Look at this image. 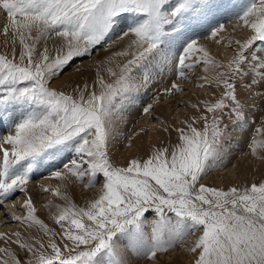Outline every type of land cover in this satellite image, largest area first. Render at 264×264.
I'll use <instances>...</instances> for the list:
<instances>
[{
    "label": "snow or ice",
    "instance_id": "snow-or-ice-1",
    "mask_svg": "<svg viewBox=\"0 0 264 264\" xmlns=\"http://www.w3.org/2000/svg\"><path fill=\"white\" fill-rule=\"evenodd\" d=\"M0 12L6 48L11 44L10 53L0 52V205L27 192L34 170L46 164L59 183L43 190L63 201L46 205L60 233L36 214L31 196L23 203L25 215L10 213L48 239L0 232V264H130L129 254L155 261L197 233L187 249L191 264H264V181L227 189L200 182L223 167L225 117L246 119L237 83L264 96V0H0ZM226 23L251 34L230 37L228 46L237 47L223 61L200 43V34L222 42ZM113 36L127 43L101 62L111 79L98 69L91 86L72 92L51 86L75 58L102 44L111 48ZM52 37L61 42L54 55L46 43ZM201 65L203 82L196 87L222 88L221 94L193 103L196 114L183 126L163 127L174 129L177 143L116 164L111 149L125 102L166 68L176 80L165 94H182L178 81L191 79L188 73ZM152 108L149 103L143 112ZM247 147L264 160V117ZM99 177L98 193L84 206L67 191L71 180H87L84 187L92 189ZM9 242L29 255L21 259Z\"/></svg>",
    "mask_w": 264,
    "mask_h": 264
},
{
    "label": "bare ground",
    "instance_id": "bare-ground-1",
    "mask_svg": "<svg viewBox=\"0 0 264 264\" xmlns=\"http://www.w3.org/2000/svg\"><path fill=\"white\" fill-rule=\"evenodd\" d=\"M230 2L246 5L247 3L252 2V0H230ZM226 28L227 32L221 34L223 38L222 42H219V37L217 39H211L205 38L207 33L200 34V43L206 45L212 55L223 61H226L229 57H231L237 47L234 44L231 47L228 46L230 37L243 39L251 34L250 30L243 28L233 32V23H226ZM3 38H5L4 35ZM121 42H127V39L116 40V43ZM254 47L259 48L260 45L257 44ZM83 64L85 66V63ZM82 65L80 67H75L73 70L61 76L58 80H56L55 85L63 86L65 84H69L72 80H76L80 69L84 68ZM202 69L203 66L201 65L189 72L188 75L192 78L188 81H178L184 88H187V90H185L182 94H165L164 89L170 87L172 81L176 80L174 72L166 68L163 73L154 77L153 82L146 89H141L139 93H135L133 95V100L125 102L126 110L123 113L124 119L122 121L118 120L117 122V138L111 149L115 159H130L131 157L133 158L137 152L146 151V149H149L148 147L152 145V142L162 140L163 136L166 134L163 127L170 125L169 120H173L176 125L179 124L183 115L190 114L195 110L191 107L193 103L205 100L207 95L213 97L214 94L218 93L220 88L218 89L209 86L199 88L195 86L198 83L203 82L199 80V76L204 74ZM137 75L139 77L140 74L137 73ZM237 92L244 103L248 105L246 109V119L243 122H238L233 125L232 141L234 144L229 142L230 151L226 154L227 157H231V159L224 172H217L218 182L221 180L231 183L239 182L242 178L260 172L262 167L264 168V161L258 160L256 157L252 156L249 148L247 147L252 136L251 133L255 130L253 127L256 126L255 124L259 120L261 121L262 117H264V96L259 94L260 89L258 88H254L251 92L245 91L240 86L239 82L237 83ZM253 92H255L256 95H253ZM153 93L155 95L151 97L150 103H155L154 109L150 110L148 113H144L143 108L140 106L142 104H149L146 103L147 99L150 98ZM145 121L150 122L149 124L147 123V126L143 127L145 131L141 132L138 136L135 135V133L140 132V129H142L141 124ZM128 137H132L131 146L128 145ZM149 139H152V142H148ZM53 170L54 168L47 166V164L46 166H41L38 170H35V176L28 184L29 192L20 191L22 194H19V198L15 203H13L12 200L15 197H18L17 194L19 192L14 193L11 197L4 200L3 205H0V207L6 205L10 212L6 214L3 213V208L0 209V232L12 233L26 229L19 221L13 220L10 215V213H15L20 216L25 215L23 203L26 195L32 197L36 206L40 207L44 214H47V212L50 211L46 205L48 204V198L52 195V193L45 192L43 187L48 185H52L54 187L59 183L56 179L50 178L51 171ZM83 187L84 185H76L74 181L71 180L69 181L67 191L70 195L71 193H74L75 198L77 197V199L82 196H90V193L85 192V190L83 191L85 188ZM63 190L64 189H62V191ZM9 245L14 249L22 251L17 245L12 244L11 242H9ZM0 247H3L1 242Z\"/></svg>",
    "mask_w": 264,
    "mask_h": 264
},
{
    "label": "rangeland",
    "instance_id": "rangeland-1",
    "mask_svg": "<svg viewBox=\"0 0 264 264\" xmlns=\"http://www.w3.org/2000/svg\"><path fill=\"white\" fill-rule=\"evenodd\" d=\"M0 16H1L0 17V34H1L0 35V52H4V51L7 50L10 53V51H11V44H9L7 46V48H6L5 43H4L5 38H3V31H2L3 30V25L6 23V16L2 12H0ZM112 39L115 40V41L117 40L116 39V36H113ZM46 43H47V47L49 48L50 53L53 54V55L55 54L54 53V49L57 48V47H59L60 44H61L60 40L58 38H55V37H52V38L48 39ZM121 43H123V44H121ZM121 43H116L115 42L114 44H112L111 48H109L106 44H102V45L97 46L96 49L92 50L91 55L75 58L74 61L71 63V66L70 67H67L66 71H64L63 74H61L59 76V78L61 76L65 75L66 73H68L69 71L73 70L75 67H80L83 63H85V66H84V64L82 65V66H84V68L80 69L79 75H78L77 79L76 80H72L71 82H69V84H65L63 86H57V85H55V82H56V80L59 79L58 78V79H55L52 82L51 86L57 88L58 90H64L66 92H72V89L74 87H76V86L83 87V85L85 83H87V84H89L91 86L96 81V76H97V70L98 69H100V74L104 75L106 79H111L110 77H108L107 73L103 70L104 66L102 65L101 62L104 61V60H106V58L109 55H111L112 52L119 51L121 48H123L126 45L127 42H121ZM217 43H218V41H217ZM43 46H44V42H41L38 50H42ZM16 50H17V55H18L19 54V51H20V45H19V43H17V45H16ZM91 61H93V62H91ZM194 85H195V83H194ZM96 87L97 88L99 87L98 84L96 85ZM185 90H187V88H185ZM222 91H223V89L220 88L217 94H215L213 97L210 96V95H207L206 96V99L214 100L216 97H218L221 94ZM154 95L155 94L153 93L150 96V98L147 99V102L146 103H150L151 97H153ZM238 97H239V95H238ZM195 103H198V102H195ZM152 104H153V108L152 109H154L155 103H152ZM145 105L146 104H142L140 107L141 108H144ZM195 114H196V110L192 111L190 114H185V115H183V118L181 117V120L180 121H183L186 118H188L189 116H192V115H195ZM260 122L261 121L259 120L255 125L256 126L257 125L260 126ZM147 123L149 124L150 122L149 121L148 122H146V121L145 122H142L141 128L147 126ZM169 123H170L169 126H171V125H175L177 127L183 126V125H181V123H179V124L176 125V123L173 120H171V121L169 120ZM224 123L227 124L228 131H227V136H226L225 141H224L223 151H224L225 154H228V152L230 151V146H229L230 143L229 142H231V143L234 144V142L232 141L233 140L232 139V137H233V135H232L233 134L232 128H233V125L235 123H238V122L235 121V117H233L232 120H229L227 117H225ZM256 126L253 127V128H256ZM253 134H254V132L251 133V135H253ZM148 142H152V139H149ZM177 142H178L177 133L174 131V129L172 127H169V130L163 136V138H162L161 141H154V142H152V145L150 147H148L149 149H146V151L144 150V151H141V152H137L136 155L133 158H137V157L147 158V156L150 154V152L153 149V147L170 146V145H174ZM243 150H245V149H243ZM259 151L261 152V154H264V149H261ZM111 158H112V160L116 164L125 166V165H127V163L129 162V160L132 157L130 159H123V158L115 159V156L112 154V151H111ZM230 159H231V157L229 158V157H227V155H225L224 156V160H223V167L211 169L209 171L208 175L205 176L200 182L203 183V184H205V185H207V186H210V187H222L224 189H227V188L232 187V186L240 187V186H243V185H251L254 182L259 183L261 181H264V168L262 167V169H261L260 172H257V173H254L252 175H249V176H247L245 178H242L239 182L231 183V182H226V181H223V180H221L220 182H218L217 181V177H218L217 176V172L218 173L219 172H224V170L226 169L227 164L229 163ZM258 160H260V159H258ZM262 161H264V160H262ZM34 172H35V170H34ZM214 175H216V176H214ZM34 176H35V174L33 173L32 179H33ZM72 181H74V183L76 185H78V184L79 185H84V184L87 183V180H85L83 183H81L79 181H75V180H72ZM102 182H103V178L102 177H99L98 178V183H97L96 187H94L92 189H87V188H84L83 187L84 188L83 191L85 190V192L90 193L91 194L90 196H86V197L85 196H82L81 198H78L77 199V197L75 198L74 193H71L72 199L77 204H79L81 206H84L85 202L88 199L94 198L96 196V194L98 193L99 188H100ZM28 190H29V185H27V192H29ZM17 192H19L17 194L18 197H15L12 200L13 203H15L16 200L19 198V194L20 193L22 194V192H20V191H17ZM27 197L28 196L26 195V198ZM26 198L24 197V199H26ZM50 199L54 203H63V201H61L58 197H54L53 195L49 196L48 202L50 201ZM33 203L36 206L35 201H33ZM1 208H3V213L8 214V212H10L9 211V208H7L6 205L0 207V209ZM36 209H37V213L36 214L42 220H44V222L46 224H48L49 227L55 229V231L57 233H60L61 232V229H60L59 225H57L55 223V221L52 219V217L50 215V211L47 212V214H44L41 211V208L40 207H37L36 206ZM24 210H25V213H26V209H24ZM153 217H154V213H150L147 218L149 220H151ZM16 228H18V227H16ZM20 231L22 232V234L25 237H28L29 235L34 236V237H40L45 242L48 239V237L44 236V234L41 231H39L38 229H35V228H33V229H25V230H20ZM198 235H199V233H197L194 236H190L185 241V243H184L183 246H179L178 245L176 248L171 249V250H169L166 253H158L157 254L158 255V258L155 261L148 260V259L143 258V257H137V256H134L132 254H129V262H130V264H150V263H152V264H191V262L194 259V257H193V254H191L187 249L192 244V242L196 239V237ZM56 240H57L58 243L63 244V241L60 240L59 236L56 237ZM1 245L2 246H5L3 242H1ZM14 250L17 252V254L20 256L21 259H24L26 256L29 255V254H27V253H25L23 251H19L17 249H14ZM147 262H149V263H147Z\"/></svg>",
    "mask_w": 264,
    "mask_h": 264
}]
</instances>
